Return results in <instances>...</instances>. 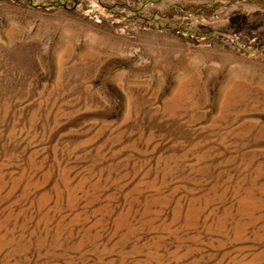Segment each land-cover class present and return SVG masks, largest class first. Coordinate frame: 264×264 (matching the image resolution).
I'll list each match as a JSON object with an SVG mask.
<instances>
[{
    "label": "rangeland",
    "instance_id": "obj_1",
    "mask_svg": "<svg viewBox=\"0 0 264 264\" xmlns=\"http://www.w3.org/2000/svg\"><path fill=\"white\" fill-rule=\"evenodd\" d=\"M0 264H264V0H0Z\"/></svg>",
    "mask_w": 264,
    "mask_h": 264
}]
</instances>
